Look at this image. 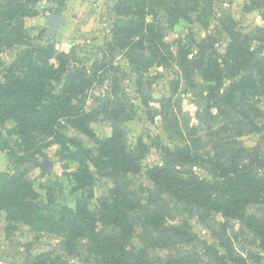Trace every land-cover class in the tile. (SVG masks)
I'll use <instances>...</instances> for the list:
<instances>
[{"label": "rangeland", "instance_id": "rangeland-1", "mask_svg": "<svg viewBox=\"0 0 264 264\" xmlns=\"http://www.w3.org/2000/svg\"><path fill=\"white\" fill-rule=\"evenodd\" d=\"M13 1L20 0H0V11ZM21 1L37 9V14L20 19L21 31L12 29L17 20L11 21L12 26H2L0 19V28L5 32L0 30V73L4 66L15 62L24 67L33 58L37 63L39 58L47 57L45 48L50 45L56 53L70 52L75 58L68 70L73 73L75 67L85 65L93 80L85 104L94 115L91 129L95 137L105 138L119 125L144 165L138 174L108 175L91 165L92 186L75 191L77 184L70 174L79 168L78 159H85L87 151L94 148V138L60 121L56 130L61 136L42 134L44 140L28 152L22 166L34 178L45 213L58 216L64 207H75L79 198L92 192L95 196L89 200V207L98 211L103 195L109 188L118 187L145 209L160 207L165 211L160 231L143 224L137 226L135 242L149 247L154 258L165 262L171 254L197 253L202 264H264L259 238L239 220L180 201L158 190L146 174L148 166L159 164L179 173L193 170L200 178L211 179L213 166L200 159L229 162L235 158L243 168L264 176V168H259L264 159V95L252 89L236 98L232 107L222 97L237 79H226L224 88L213 93L199 70L189 69L186 73L177 63L150 65L148 57H139L140 48L137 56H131L132 40L126 38L128 44L122 48L113 33L120 0ZM194 5L187 1L182 16L158 10L157 20L175 54L182 44L185 49L192 47L189 58H193L201 40L212 35L222 61L231 42L227 31L231 28L248 39L254 61L264 62V0H201L197 12L192 11ZM51 14L65 17L64 24L55 31L48 21ZM144 54L148 56L149 52L145 50ZM62 83L54 82L57 90ZM14 129L13 121L0 125L3 173H14L17 165L6 148L27 151ZM177 147L197 155L198 160L186 161L181 155L180 160L171 158L166 149L175 151ZM250 212L260 215L264 207L253 204ZM179 226H184L187 234H175L172 227ZM98 229L101 233L112 231L103 224ZM0 264L108 263L93 256L84 245L78 252H70L59 235L42 230L40 224L16 221L8 227L7 214L2 212Z\"/></svg>", "mask_w": 264, "mask_h": 264}, {"label": "trees", "instance_id": "trees-1", "mask_svg": "<svg viewBox=\"0 0 264 264\" xmlns=\"http://www.w3.org/2000/svg\"><path fill=\"white\" fill-rule=\"evenodd\" d=\"M187 1L195 4L193 12L199 10L201 0H120L116 5L118 18L113 33L119 37L122 48L128 44L126 38L132 40L131 56H137L140 48L142 52L138 56L148 57L150 65L177 63L186 73L189 69L199 70L213 93L224 88L226 79H237L222 97L229 106L234 107L236 98L252 89L264 95V62L258 64L259 61H254L248 50V39L234 33L231 28L227 29L231 42L222 61L216 53L217 42L212 35L201 40L193 58H189L192 47L185 49L182 44L175 54L157 20L158 10L182 16L186 14ZM8 5L0 11L1 25L12 26L11 21L17 20L13 31H21L22 17L37 14V9L28 7L21 0ZM125 17L128 18L126 21ZM0 30L4 32L2 27ZM134 38H138L137 41H133ZM45 49L47 57L39 58L37 63L33 58L31 64L24 67L15 62L4 66L0 73V125L13 121L15 134L27 150L21 152L6 148L17 165L14 173L0 172V214H7L8 227L16 221L40 224L42 230L59 235L70 252H78L84 245L93 256L108 264H202L197 253L171 254L162 262L153 257L149 247L137 244V226L143 224L146 228L160 231L165 211L160 207L145 209L118 187L108 189L100 199L98 211L89 207V200L95 196L92 192L79 198L75 207H64L58 216L45 213L39 203L34 178L22 166L28 152L44 140L41 139L42 134L61 136L56 130L60 121H67L94 138V148L87 151L85 159H78L79 168L70 174L77 184L75 191L92 186L94 175L91 165L97 167L102 175L138 174L144 167L141 156L132 151L119 125H115L109 136L95 137L91 129L94 115L85 104L86 91L93 85L86 66H77L71 73L68 68L74 55L65 51L56 53L52 45ZM145 50L149 52L148 56L144 54ZM54 82H63L61 89L57 90ZM166 150L174 159L180 160L181 155L186 161L198 160L197 155L181 147L175 151ZM200 161L213 166V178H200L193 170L179 173L168 165L159 164L148 166L146 174L158 190L180 201L239 220L259 238L264 250V212L260 215L250 212L253 204L259 203L264 207V176L243 168L235 158L229 162L203 158ZM259 166L264 168V159ZM100 224L112 231L101 233L98 229ZM172 230L178 235L187 234L184 226L172 227Z\"/></svg>", "mask_w": 264, "mask_h": 264}, {"label": "water", "instance_id": "water-1", "mask_svg": "<svg viewBox=\"0 0 264 264\" xmlns=\"http://www.w3.org/2000/svg\"><path fill=\"white\" fill-rule=\"evenodd\" d=\"M48 21L52 24V31H55L64 24L65 17L62 15L51 14L48 17Z\"/></svg>", "mask_w": 264, "mask_h": 264}]
</instances>
